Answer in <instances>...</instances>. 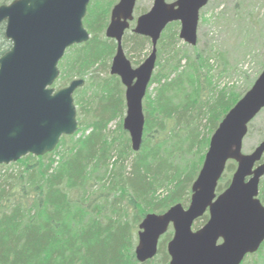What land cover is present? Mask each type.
<instances>
[{"label": "trees", "instance_id": "1", "mask_svg": "<svg viewBox=\"0 0 264 264\" xmlns=\"http://www.w3.org/2000/svg\"><path fill=\"white\" fill-rule=\"evenodd\" d=\"M115 3L90 1L83 19L89 40L68 48L58 64L53 85L60 89L88 75L75 99L79 130L62 136L48 154H29L0 167V264H157L158 259L168 264L172 228L160 238L157 255L139 263L138 225L147 214H163L175 204L187 207L211 135L254 82L242 91L218 87L210 64L214 55L176 49L178 25L171 24L174 29L163 33L156 47L148 89L157 86L143 99V141L133 152L122 127L125 88L108 72L116 43L105 30ZM131 33V52L139 56L150 41ZM235 169L229 161L218 194ZM258 197L264 205V183ZM199 220L207 222L208 214ZM241 264H264V242Z\"/></svg>", "mask_w": 264, "mask_h": 264}, {"label": "water", "instance_id": "2", "mask_svg": "<svg viewBox=\"0 0 264 264\" xmlns=\"http://www.w3.org/2000/svg\"><path fill=\"white\" fill-rule=\"evenodd\" d=\"M91 0H14L0 6V25L11 49L0 58V166L27 155L52 152L62 136L75 134L73 94L84 85L73 80L59 90L58 64L66 50L89 40L83 19ZM209 0H153L132 32L149 38L151 53L137 68L131 66L122 40L133 21L136 0L113 6L105 36L116 51L110 74L125 88L126 113L122 127L131 149H141L144 130L142 102L156 63V46L166 26L180 24L179 39L197 44L200 11ZM264 109V69L249 90L227 112L209 140L201 169L191 185L187 208L175 204L163 214H147L138 225L134 254L139 263L152 260L160 238L171 227L168 264H241L264 242V206L258 198L264 177V139L250 154L242 152L248 125ZM229 161L236 163L229 186L216 188ZM204 226L193 230L204 214Z\"/></svg>", "mask_w": 264, "mask_h": 264}, {"label": "rangeland", "instance_id": "3", "mask_svg": "<svg viewBox=\"0 0 264 264\" xmlns=\"http://www.w3.org/2000/svg\"><path fill=\"white\" fill-rule=\"evenodd\" d=\"M12 1L14 0H0V5L2 3L10 4ZM115 1L116 3L114 5H116L119 0ZM165 1L167 3H172L175 0ZM152 5L153 0H136L135 11L133 13L134 22L131 23L130 30L125 35L127 41H125L124 44V53L133 68H137L149 56L151 45L150 42H148L142 53L136 56L131 52V30L135 27L136 19L141 14L148 12ZM173 29L174 26H169L164 33L166 34ZM178 33L179 27L177 29V35ZM166 40H169V38L163 41L161 48L162 45L164 46ZM174 44L176 49L182 48L194 55L197 53L214 55L215 60L212 59L210 64L213 65L214 68L213 76L217 86L223 87L225 85H230L235 86L236 90L242 91L252 80L255 82L264 69L262 68L264 64V0H209L207 6L203 8L199 14L197 45L189 47L185 45L182 40L178 39V37ZM111 62L112 61H110L108 72ZM99 76L101 78L104 77L103 68L99 70ZM74 80L84 81L83 87L78 88L73 94L74 105L78 115L79 109L75 99H78L80 96L79 92L82 91L88 81V75L83 78H75ZM156 86V84H153L147 90L149 94L152 95L154 93ZM52 87L55 90L60 89L58 85H53ZM118 123V120L111 122L109 126L110 130H115ZM206 135L207 132H204L202 137ZM263 139L264 109L250 123L248 133L243 140L242 152L244 154H250ZM3 172L4 170L2 173ZM263 183L264 177L261 179L260 187ZM216 194L218 193L216 192ZM188 205L189 203L187 207ZM205 223L206 222L203 220L195 221L193 230L201 228ZM137 232L138 229L136 235ZM157 264H161L159 259L157 260Z\"/></svg>", "mask_w": 264, "mask_h": 264}, {"label": "flooded vegetation", "instance_id": "4", "mask_svg": "<svg viewBox=\"0 0 264 264\" xmlns=\"http://www.w3.org/2000/svg\"><path fill=\"white\" fill-rule=\"evenodd\" d=\"M13 2V1H12ZM2 5H7V4H4V3H2L0 6H2ZM135 9V8H134ZM147 13V12H146ZM110 14H111V12H110ZM143 14H145V13H143ZM143 14H141V15H143ZM134 22V19H133V21L131 22V23H133ZM136 22V21H135ZM174 23H176L177 25H178V27H179V31H180V24L178 23V22H174ZM171 24H173V23H170V24H168L167 26H166V28L164 29V31L162 32V34H161V36L163 35V33L167 30V28L171 25ZM178 35H179V33H178ZM161 36H160V38H161ZM0 37H1V39L3 40V43H4V45L3 44H1L0 43V45H3V50L1 49V51H2V54H0V58L5 54V53H7L10 49H11V42L9 41V40H7L6 38H5V23H3V24H1L0 25ZM144 38H146V37H144ZM149 41H150V39L149 38H147ZM160 40V39H159ZM159 42V41H158ZM150 44H151V41H150ZM158 44V43H157ZM151 47H152V45H151ZM152 50V49H151ZM151 53V52H150ZM260 188V187H259ZM259 198V197H258ZM260 200V199H259ZM264 206V205H263Z\"/></svg>", "mask_w": 264, "mask_h": 264}]
</instances>
